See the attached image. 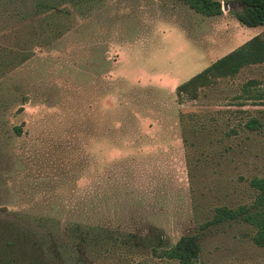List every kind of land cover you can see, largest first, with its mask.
<instances>
[{"label":"rangeland","instance_id":"obj_1","mask_svg":"<svg viewBox=\"0 0 264 264\" xmlns=\"http://www.w3.org/2000/svg\"><path fill=\"white\" fill-rule=\"evenodd\" d=\"M221 2L215 15L185 0L65 2L50 15L36 0H0V215L157 226L174 242L213 205L247 200L239 175L264 173V132L238 122L264 102L234 95L248 78L264 84V63L196 99L175 91L263 30ZM18 46L29 53L21 62ZM193 125L203 139L190 144L183 127ZM214 134L221 140L211 143ZM247 231L245 223L210 228L197 264H264V246ZM140 257L134 264H176Z\"/></svg>","mask_w":264,"mask_h":264},{"label":"trees","instance_id":"obj_2","mask_svg":"<svg viewBox=\"0 0 264 264\" xmlns=\"http://www.w3.org/2000/svg\"><path fill=\"white\" fill-rule=\"evenodd\" d=\"M90 0H36V5L50 15L60 11L65 2L78 6ZM196 11L205 15L222 12L221 0H185ZM232 10L244 25L264 26V0H231ZM53 18L44 19L50 29L59 26ZM13 55L17 62L28 56L27 46H18ZM264 63V28L219 56L175 87L179 98L196 99L201 91L217 84L222 78L235 76L243 67ZM234 97L242 101L264 102V84L251 77L243 81ZM249 114L240 122L241 128L264 132V109ZM183 127V139L190 144L202 141L199 128ZM19 132V125L15 126ZM237 132L235 128H232ZM194 132V133H193ZM210 134V133H209ZM229 135L228 131H225ZM189 136L195 138L189 140ZM209 142L221 137L208 136ZM229 147V146H227ZM249 186L250 197L230 205L215 204L194 229L182 233L169 242L157 226L93 222L78 218L62 220L58 216L15 211L0 215V264H134L137 256H149L176 264H197L202 252L204 233L235 223L248 225L246 235L256 245L264 246V173L239 175ZM141 257L139 259H141ZM141 264L143 260H138ZM136 264V263H135Z\"/></svg>","mask_w":264,"mask_h":264}]
</instances>
